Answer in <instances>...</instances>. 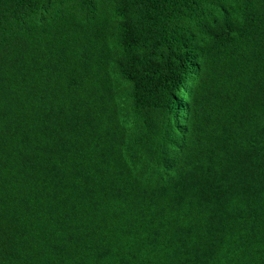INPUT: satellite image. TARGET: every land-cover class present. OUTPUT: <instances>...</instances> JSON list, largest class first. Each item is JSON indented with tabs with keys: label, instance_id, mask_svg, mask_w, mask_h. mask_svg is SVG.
Wrapping results in <instances>:
<instances>
[{
	"label": "trees",
	"instance_id": "obj_1",
	"mask_svg": "<svg viewBox=\"0 0 264 264\" xmlns=\"http://www.w3.org/2000/svg\"><path fill=\"white\" fill-rule=\"evenodd\" d=\"M0 264H264V0H0Z\"/></svg>",
	"mask_w": 264,
	"mask_h": 264
}]
</instances>
